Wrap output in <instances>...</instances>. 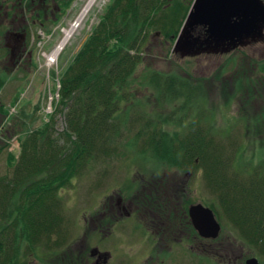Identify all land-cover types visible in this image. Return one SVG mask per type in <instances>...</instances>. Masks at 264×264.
<instances>
[{
  "label": "rangeland",
  "instance_id": "obj_1",
  "mask_svg": "<svg viewBox=\"0 0 264 264\" xmlns=\"http://www.w3.org/2000/svg\"><path fill=\"white\" fill-rule=\"evenodd\" d=\"M112 1L100 0L52 66L48 57L59 47L66 31L76 24L89 0H75L68 10L59 8L56 2L51 4L54 17L45 21L43 16L41 19L46 23L42 27L31 24L36 18L30 20L26 32L18 31L24 37L23 54L13 60L5 39L9 21L2 23L0 18V28L3 27L0 31V149L7 147L3 153L0 150V179L7 166L12 168L11 163H16L21 139L29 133L43 131L48 125L54 126V138L65 132L64 111L57 113L63 74L74 64ZM194 1L167 0L174 9L181 5L183 19L175 28L178 33L165 32L152 24L144 63L134 74L139 83L144 82L149 72L175 77L178 81L174 83L185 86L182 96L161 102L152 81L147 88L139 90L136 100L140 105L144 102L145 110L157 123L155 127L160 126L165 139L185 134L189 123L195 120L206 129L212 128L221 140H225V134L234 136L242 145L235 166L249 173L264 163V39L224 54L206 52L182 57L174 52L175 45ZM162 14L167 16V12ZM192 35L205 37L206 29L199 26ZM137 131L135 128L125 140L121 139L113 158L94 164L59 191L63 207L61 235L54 234L46 245L41 241L34 244L27 238L23 223L18 226L22 217L14 213L10 222L15 229L6 231L0 242L13 246L11 234L19 231L25 264H94L91 250L108 253L110 259L106 264H245L252 258L264 264L257 249L247 244L219 213L216 195L207 186L204 172L195 168L182 170L172 162H161L140 152L143 139L137 146L126 144ZM37 179L28 183L35 184ZM28 185L17 193L7 211H17L20 201L29 202L27 196L35 188L21 196ZM118 198L135 216L117 217ZM150 199L159 200L154 201L156 207L153 201L149 206ZM197 205L213 211L221 226L216 238H203L194 228L189 211ZM153 208H159L155 214ZM164 214L169 219L165 221L166 231L159 235L167 234L171 240L183 239L182 248L174 241L168 242L164 250L155 246L151 226L159 225Z\"/></svg>",
  "mask_w": 264,
  "mask_h": 264
},
{
  "label": "trees",
  "instance_id": "obj_2",
  "mask_svg": "<svg viewBox=\"0 0 264 264\" xmlns=\"http://www.w3.org/2000/svg\"><path fill=\"white\" fill-rule=\"evenodd\" d=\"M74 1L55 0L63 10ZM107 6L89 41L63 74L57 113L64 111L65 132L54 138V126L48 125L43 131L29 133L21 139L16 163H11L12 168L7 166L0 179V239L15 229L11 223L14 213L22 217L18 226L23 223L27 238L34 244L41 241L46 245L54 234L61 235L59 191L94 164L113 158L121 139L138 128L126 144L137 146L143 139L140 152L153 159L172 162L182 170H202L207 186L216 195L221 216L264 258V163L252 172H241L235 161L242 145L228 134L221 140L212 128L206 129L195 119L185 134L165 139L144 102L140 105L137 101L136 94L152 81L161 102L182 96L185 86L174 83L178 81L175 77L149 72L143 83L134 78L144 63L149 27L153 24L165 32L178 33L175 28L183 19L181 5L174 9L167 0H113ZM28 10L29 14L33 11L30 4ZM6 149H0L1 153ZM33 179H37L35 184L28 183ZM27 184L21 196L35 188L28 193L29 202L20 201L17 211H7ZM11 235L13 246L0 242V264H25L22 235L19 231Z\"/></svg>",
  "mask_w": 264,
  "mask_h": 264
},
{
  "label": "water",
  "instance_id": "obj_3",
  "mask_svg": "<svg viewBox=\"0 0 264 264\" xmlns=\"http://www.w3.org/2000/svg\"><path fill=\"white\" fill-rule=\"evenodd\" d=\"M206 29L205 37L195 38L197 27ZM264 39L262 0H195L175 45L182 57L203 53L224 54L247 43ZM189 216L203 238H216L221 230L213 211L203 205L191 207ZM245 264H261L252 258Z\"/></svg>",
  "mask_w": 264,
  "mask_h": 264
},
{
  "label": "flooded vegetation",
  "instance_id": "obj_4",
  "mask_svg": "<svg viewBox=\"0 0 264 264\" xmlns=\"http://www.w3.org/2000/svg\"><path fill=\"white\" fill-rule=\"evenodd\" d=\"M29 2V3H28ZM28 4L31 5L33 11L31 14H29L28 10ZM51 4H55V0H1L0 1V18L2 19V23H6L9 21V30L6 32L5 39L7 40V48L11 50V56L10 59L13 60L16 55L23 54L22 51V44L24 41V37L19 34L20 32H26L25 26L29 23L30 20H34L33 15H36L35 21H31V24L33 26H40L42 27L45 25V23L42 21L41 18L44 16V20L47 21L48 17H54V11L51 10ZM53 19V18H52ZM3 30V27L0 28V31ZM117 205H118V212L117 217L119 215L121 217L126 216L127 218L135 216L134 213H129V209L127 207L123 206V200L121 198L116 199ZM151 201H153V207H156L154 201H159L156 199H150V203L148 202L149 206H151ZM165 205H168L164 203ZM159 207V205H157ZM159 208H157L158 210ZM156 208H153L152 212L155 214V211H157ZM132 211V209H130ZM158 215V214H157ZM163 220L161 223L152 224V229L150 230L151 235L156 239L154 240V244L157 248H160L164 250L168 246V242L170 244H173L172 241L177 242L176 244L180 243V248L183 246V239H180L179 241L172 238V240L169 238V236L166 234L164 236H160L159 233L166 231V219H169L166 214L163 216ZM190 218V216H189ZM157 220V219H156ZM160 220V219H159ZM120 221V220H119ZM118 221V222H119ZM104 234H106L103 231ZM90 257L92 259H95L94 264H106L107 261L110 259V256L108 253L101 254L98 252V250H91Z\"/></svg>",
  "mask_w": 264,
  "mask_h": 264
},
{
  "label": "bare ground",
  "instance_id": "obj_5",
  "mask_svg": "<svg viewBox=\"0 0 264 264\" xmlns=\"http://www.w3.org/2000/svg\"><path fill=\"white\" fill-rule=\"evenodd\" d=\"M99 2H100V0H89L88 4L85 6L82 13L80 14L76 24L73 25L71 29L66 31L65 37L62 40L59 47L48 57L50 66H52V64L58 60L62 51H64V49L67 47V45L72 40L73 36L76 34L77 30L80 28V26L83 23H85L90 12L93 10L94 7H96L99 4Z\"/></svg>",
  "mask_w": 264,
  "mask_h": 264
}]
</instances>
